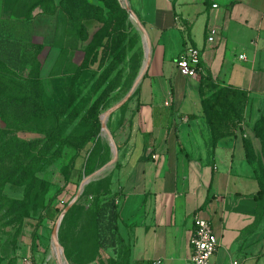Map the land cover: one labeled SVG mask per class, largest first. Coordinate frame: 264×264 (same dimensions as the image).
<instances>
[{
  "label": "crops",
  "instance_id": "1",
  "mask_svg": "<svg viewBox=\"0 0 264 264\" xmlns=\"http://www.w3.org/2000/svg\"><path fill=\"white\" fill-rule=\"evenodd\" d=\"M129 2L149 45L112 179L130 261L191 264L200 217L217 240L212 264H264V0ZM186 45L200 49L196 78L176 67ZM219 88L246 99L216 138L202 99Z\"/></svg>",
  "mask_w": 264,
  "mask_h": 264
},
{
  "label": "rangeland",
  "instance_id": "2",
  "mask_svg": "<svg viewBox=\"0 0 264 264\" xmlns=\"http://www.w3.org/2000/svg\"><path fill=\"white\" fill-rule=\"evenodd\" d=\"M60 1L20 20L12 0H0V130L19 143L0 161V264L25 256L58 264L54 233L67 264H116L122 257L119 231L107 228L109 211L96 209L116 195L112 179L144 63L143 33L129 0L135 19L104 0H79L92 5L82 11L77 0L65 8ZM127 96L106 121L115 161L61 217L82 179L112 159L100 115Z\"/></svg>",
  "mask_w": 264,
  "mask_h": 264
},
{
  "label": "trees",
  "instance_id": "3",
  "mask_svg": "<svg viewBox=\"0 0 264 264\" xmlns=\"http://www.w3.org/2000/svg\"><path fill=\"white\" fill-rule=\"evenodd\" d=\"M78 1V8L80 11L85 10L87 8H91L92 5L89 3H83L82 1ZM75 0H61L59 6L65 8L66 6L74 4ZM108 5H112L115 8L122 10V7L118 4L117 0H104ZM12 3L17 7L16 11H12L15 18L20 20H29L33 17V10L37 6L44 7L45 3H51L52 0H12ZM11 4V1L8 2ZM14 9V8H13ZM12 9V10H13ZM124 13V11H123ZM137 88L133 95L136 93ZM132 95V96H133ZM246 99L245 93L232 89V88H219L214 92L211 96H208L205 99H202V106L204 109L206 120L211 127L212 131L215 132L216 138L223 136L224 133L221 131V123L225 121L228 117V112L233 114L236 119H240L241 115L239 114V104L243 103ZM101 99L98 102V105L95 109V115H98V106L100 105ZM239 124L242 122L238 120ZM6 132L0 130V161H2L5 157H7L11 151L19 147L18 141L15 139L7 137ZM258 196H262V189H260V193ZM115 199L117 196L111 198L109 201L101 204L96 209V213L102 214L104 211H109L110 218L108 219L107 228H113L115 232H118L117 222L119 219V206L115 205ZM118 242L121 243L123 252L121 260L116 264H152L148 261H130V248L127 244H125L118 235Z\"/></svg>",
  "mask_w": 264,
  "mask_h": 264
},
{
  "label": "built area",
  "instance_id": "4",
  "mask_svg": "<svg viewBox=\"0 0 264 264\" xmlns=\"http://www.w3.org/2000/svg\"><path fill=\"white\" fill-rule=\"evenodd\" d=\"M217 30L211 28L207 41H212ZM240 59L244 54L239 55ZM177 70L184 76L196 78L200 73L201 53L200 49L192 45H186L176 58ZM242 124V122L240 123ZM194 228L189 238V261L191 264H212V256L217 249V240L213 234L210 223L200 217L194 218ZM18 264H34L29 256L23 257ZM236 264V262H233Z\"/></svg>",
  "mask_w": 264,
  "mask_h": 264
},
{
  "label": "bare ground",
  "instance_id": "5",
  "mask_svg": "<svg viewBox=\"0 0 264 264\" xmlns=\"http://www.w3.org/2000/svg\"><path fill=\"white\" fill-rule=\"evenodd\" d=\"M122 1L124 2V0H122ZM133 18L135 19V17H133ZM135 22H136V19H135ZM141 30H142V33H143V45H144V53H145L144 58H143L144 59L143 67H144L146 65V63H147L148 56H149V45H148V41H147L146 32L143 29H141ZM108 111H109V109L107 111L103 112L100 115V118H101V120L103 122L102 135H106V136H108V129L106 127V121L108 119ZM108 138H109V136H108ZM109 141H110L111 150H112L111 151L112 152V160L108 164L105 165V167L98 173L97 176H99V175L103 174L104 172H106L109 169V167L111 166V164L113 163L114 159L117 157L116 146H115L113 140H110V138H109ZM51 255L56 260V262L58 264H65V260L63 258V254H62V252L60 250V247L57 244L56 233H55L54 238L52 240Z\"/></svg>",
  "mask_w": 264,
  "mask_h": 264
},
{
  "label": "water",
  "instance_id": "6",
  "mask_svg": "<svg viewBox=\"0 0 264 264\" xmlns=\"http://www.w3.org/2000/svg\"><path fill=\"white\" fill-rule=\"evenodd\" d=\"M120 3H121V7L127 11V13H128V15H129L130 18H131V17H136L135 13H134V12L132 11V9L130 8V6H129L127 0H124V2H123L122 0H120ZM136 23L139 25V27H140L141 29H143V30L145 31L144 26L140 23V21H139V19H138L137 17H136ZM146 65H147V63H146ZM146 65H145L144 67L142 66V69H141V71H140V73H139V75H138V77H137V79H136V81H135V83H134V85H133V87H132V90L138 85L140 79L142 78V76H143V74H144V72H145V69H146ZM127 99H128V96H127L126 98H124L122 101H120L118 104H116L115 106L109 108L108 116H109V114H110L113 110H115L118 106H120V105H121L124 101H126ZM100 122H101V125H102V127H103V122H102L101 118H100ZM102 127H101V129H102ZM108 136H109L110 140H112V137H111L109 131H108ZM115 159H116V158H115ZM115 159H114V161H115ZM111 160H112V159H111ZM111 160H110V161H111ZM114 161H113V162H114ZM107 164H108V163H107ZM105 165H106V164H105ZM105 165L102 166V167H100L99 169L95 170L94 172H92L91 174H89L88 176H86V177H84V178L82 179V181H81V183H80V185H79V187H78V191H77L76 196L74 197V199H72V201H71V202L66 206V208L63 210V212H62V214H61V217L63 216V214L65 213V211L70 207V205L73 203V201H74V200L76 199V197L79 195V193L82 191L84 185L87 184L91 179L95 178V177L98 175V173H99V172L105 167ZM61 217H60V218H61ZM59 220H60V219H59ZM54 235H55V233L53 234L52 240H53V238H54ZM57 244H58V241H57ZM58 246L60 247L59 244H58ZM60 250H61V252H62V248H61V247H60ZM65 264H67L66 261H65Z\"/></svg>",
  "mask_w": 264,
  "mask_h": 264
}]
</instances>
